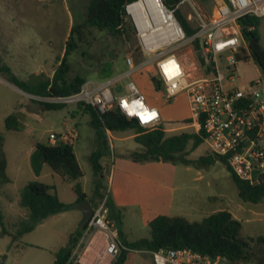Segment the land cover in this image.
Returning <instances> with one entry per match:
<instances>
[{
  "label": "rangeland",
  "instance_id": "rangeland-1",
  "mask_svg": "<svg viewBox=\"0 0 264 264\" xmlns=\"http://www.w3.org/2000/svg\"><path fill=\"white\" fill-rule=\"evenodd\" d=\"M91 1L0 0V60L21 79L31 83L41 76L52 79L65 55L67 42L71 41L76 48L67 56V79L81 77L85 81H102L101 73L111 65L113 75L109 79L122 77L116 83L118 95L126 93L128 83L134 81L148 103L159 108L168 136L194 132L192 127L182 123L190 116L186 94L166 101L162 92L155 88L154 65L134 73L132 77L123 76L129 71L127 56H132L136 64L143 59L135 30L130 23L129 37L118 36L87 24V8ZM220 1L194 0L197 10L205 16L212 15ZM179 12L196 29L198 21L192 4H182ZM73 27H77L74 33ZM258 34L264 49V19ZM193 43L190 39L174 54L186 70L194 74V66L200 59ZM236 73L242 77L239 82L259 76L264 78L254 65L239 64ZM38 102L34 96L0 76V134L4 135L8 175L12 180L4 186L6 189H0V209L8 230L14 233V225L27 218V214L14 209V213L9 215L11 197L16 199L20 189L34 180L53 184L61 200L73 206L58 218L45 219L34 231L17 239L2 234L0 227V264H52V253L66 246L67 238L83 218L81 205H75L76 194L72 184L55 175L48 165L44 166L40 177L36 176L29 155L37 142L48 143L50 134L61 130L62 119L76 106L47 110ZM11 113L20 116L22 131L6 130L4 120ZM79 129L80 139L74 151L83 171L81 184L87 193V201L96 205L99 199L94 196L95 178L88 161L94 149L95 133L87 116L81 119ZM108 139L111 152L102 160L105 173L101 183L125 240L134 242L150 238L149 223L157 216L199 222L221 210L229 211L242 223L241 234L245 240L264 236V201L256 205L242 201L227 166L221 161L207 168L165 162L139 163L128 157L130 153L141 152V146L134 140V131L114 132L108 135ZM207 150L206 144L197 150L189 148L184 157L194 161L206 155ZM89 239L90 236L84 233L73 254L75 261L82 255ZM125 264L154 262L148 252L131 251Z\"/></svg>",
  "mask_w": 264,
  "mask_h": 264
},
{
  "label": "built area",
  "instance_id": "built-area-1",
  "mask_svg": "<svg viewBox=\"0 0 264 264\" xmlns=\"http://www.w3.org/2000/svg\"><path fill=\"white\" fill-rule=\"evenodd\" d=\"M139 1L145 0L126 4L125 13L135 30L143 59L136 64L132 56H127L129 71L123 76L132 77L134 73L154 65V79L160 82L159 91L166 101L186 94L191 120L187 127H192L195 133H203L207 151L223 159L240 180L252 186L264 185V78L259 76L239 82L242 77L236 73L239 64L254 65L261 70L250 55L238 20L245 16L264 19V0H221L210 16L200 14L194 0H182L175 8L168 7L162 0H155L159 3L155 11H131V6ZM186 3L192 4L198 21L196 33L190 38L176 17V11ZM190 39L199 40L201 45L200 62L194 66L196 74L188 72L174 54ZM218 45L222 47L218 48ZM171 58L179 64L182 75L166 81L160 65ZM120 78L86 81L79 92L72 95L35 98L40 102L75 105L77 108L91 106L102 114L116 107L125 115L120 106L121 99L127 98L131 104L143 97V103L149 110L155 108L158 111V118L145 126H141L136 117L130 119L149 130L163 126L159 108L148 103L134 81L128 83L126 93L118 95L116 83ZM173 84L176 87L173 88ZM79 139L78 118L67 115L62 119L61 130L50 134L48 144L56 146L62 143L74 147ZM84 233L92 237L75 262L112 264L119 256L120 229L111 215L107 196L92 207ZM96 233L102 236L101 241L96 242ZM94 244L97 248L86 256ZM150 254L154 264H233L226 257H213L186 248L160 249Z\"/></svg>",
  "mask_w": 264,
  "mask_h": 264
},
{
  "label": "trees",
  "instance_id": "trees-1",
  "mask_svg": "<svg viewBox=\"0 0 264 264\" xmlns=\"http://www.w3.org/2000/svg\"><path fill=\"white\" fill-rule=\"evenodd\" d=\"M135 1L137 0H92L87 8L85 22L112 35H128L131 24L125 13V5ZM162 1L168 7L175 8L182 0ZM176 17L187 37H192L196 33V29L189 24L179 10L176 11ZM261 21L262 19L258 17L245 16L238 20V25L241 28L251 57L264 76L262 57L257 54L249 43V38L260 41L258 28ZM76 30L77 27H73L72 32L74 33ZM193 44L197 51L201 49L199 40H195ZM75 48V43L67 42L65 55L52 79L41 76L31 83L17 76L11 67L1 60L0 76L19 90L34 97L75 94L86 82L81 77L67 79L69 71L67 56ZM112 75L113 69L109 65L101 73V78L108 79ZM154 84L156 90L159 91L161 88L160 82L154 79ZM38 103L44 105L47 110H59L65 107V105L40 101ZM79 108L82 109L84 114L89 115V125L95 133L94 149L89 155L88 161L95 178L94 196L99 201L106 197L101 180H103L105 173L102 160L109 156L111 152L108 132L134 131V140L141 146V152H133L128 155L134 162H165L172 165L182 164L196 168H207L216 161H221L227 166L223 159L215 157L209 152L194 161H189L184 157L189 148L197 150L205 143L203 133L183 132L168 136L164 126L154 130L145 129L134 119L126 117L116 107L104 114L91 106ZM182 123L189 125L191 120L188 118ZM4 124L7 131L20 132L23 128L21 118L17 113L8 115L4 120ZM4 140V135L0 134V188L11 183L7 173L8 160L4 150ZM30 163L36 176L41 174L43 166L46 164L64 180L75 182L73 186L76 194L75 205L80 206L81 203L88 200L87 194L79 182L83 178V171L73 146L62 143L52 146L48 143L38 142L30 156ZM227 168L242 201L255 205L264 201V185L252 186L248 182L240 180L228 166ZM18 197V204L20 208L27 211V218L14 225V233L8 230L5 216L0 209L1 232L4 235L12 236L13 239L34 231L48 217L61 214L73 206L59 199L54 186L38 180L31 181L20 189ZM107 204L114 218L113 207L108 197ZM87 224L88 222L81 223L79 229L69 236L66 246L55 253L53 264H75L73 254L83 237ZM149 226L150 238H143L134 242L125 240L119 227L121 249L119 256L112 264H125L131 251L150 253L160 249L177 250L184 248L213 257H226L233 264H264V236L245 240L241 234L242 223L227 210L213 213L199 222H190L181 217L161 215L154 218Z\"/></svg>",
  "mask_w": 264,
  "mask_h": 264
},
{
  "label": "clouds",
  "instance_id": "clouds-1",
  "mask_svg": "<svg viewBox=\"0 0 264 264\" xmlns=\"http://www.w3.org/2000/svg\"><path fill=\"white\" fill-rule=\"evenodd\" d=\"M232 43H234V41ZM219 47H222V45H218V48ZM160 67L166 81H172L174 77H180L182 75V69L174 58L162 62ZM172 87L174 88L176 85L173 84ZM120 106L128 118H138L141 126L149 124L159 116V113L155 108L149 110V108L143 103V97L133 100L131 104L127 102V98H123L120 101Z\"/></svg>",
  "mask_w": 264,
  "mask_h": 264
},
{
  "label": "crops",
  "instance_id": "crops-1",
  "mask_svg": "<svg viewBox=\"0 0 264 264\" xmlns=\"http://www.w3.org/2000/svg\"><path fill=\"white\" fill-rule=\"evenodd\" d=\"M68 115H73V116H75V117H77L78 118V124H79V126H80V121H81V119L84 117V116H87L88 117V121H89V115H87V114H84L83 113V111L82 110H80L79 108H74V109H72V110H70L69 112H68ZM80 130V129H79ZM111 133L112 132H108V135H111ZM134 137H135V135H134ZM38 143V142H37ZM36 143V144H37ZM35 144V145H36ZM35 145L33 146V148H32V150L29 152V155L31 156V154H32V152L34 151V149H35ZM93 147H94V145H93ZM110 147H111V145H110ZM4 149H5V145H4ZM77 156V155H76ZM8 160V159H7ZM46 165V164H45ZM44 165V166H45ZM44 166H43V168H44ZM104 166V165H103ZM42 172H43V169H42ZM42 172H41V174H42ZM7 173H8V167H7ZM54 173V172H53ZM35 174V173H34ZM41 174L38 176V177H40L41 176ZM55 174V173H54ZM56 175V174H55ZM9 176V175H8ZM58 176V175H57ZM60 177V176H59ZM10 178V177H9ZM61 178V177H60ZM11 179V178H10ZM63 181H66V180H64L63 178H61ZM81 180H82V178L79 180V182L81 183ZM11 182H12V180H11ZM66 182H70L71 184H72V186H74V184H75V182H71V181H66ZM10 184V183H9ZM47 184V183H46ZM49 185H52V186H54L53 184H49ZM82 185V184H81ZM55 187V191H56V193H57V195H58V197H59V199L61 200V198H60V196H59V193H58V191H57V188H56V186H54ZM3 189H6L5 187H2ZM1 189V188H0ZM83 190H84V188H83ZM85 192V191H84ZM19 193V192H18ZM86 193V192H85ZM87 194V193H86ZM12 196V195H11ZM107 196V195H106ZM88 197V196H87ZM11 199H13L12 201H11V203H9L10 204V207H12V210H11V212L9 213V215L10 214H12V213H14V209H16L18 212L20 211V212H26V214H27V211L26 210H24V209H22V208H20V206H19V204H18V196H17V198L16 199H14V198H12L11 197ZM62 201V200H61ZM63 202V201H62ZM65 203V202H64ZM68 204V203H67ZM91 206L93 207L94 205L93 204H91ZM61 214H58V215H54V217H59ZM50 217H53V216H50ZM49 218V217H48ZM81 223H82V221H80V223H79V225H77L76 226V230L73 232V233H75L78 229H79V227H80V225H81ZM41 224H43V223H41ZM40 224V225H41ZM72 233V234H73ZM71 235V234H70ZM69 235V236H70ZM89 236H90V238L92 237V235L91 234H89ZM69 238V237H68ZM68 238H67V240H68ZM94 238H95V240H96V242H98V241H101L102 240V236L100 235V234H98V233H96V234H94ZM90 240V239H89ZM89 242V241H88ZM33 244H30V245H28L27 244V246H32ZM88 245V244H87ZM95 245V247H97V245L96 244H94ZM34 246V245H33ZM62 248V247H61ZM61 248H59V249H61ZM58 250H56V251H54L53 253H52V255H53V263H54V260H55V253L57 252ZM52 263V264H53Z\"/></svg>",
  "mask_w": 264,
  "mask_h": 264
},
{
  "label": "water",
  "instance_id": "water-1",
  "mask_svg": "<svg viewBox=\"0 0 264 264\" xmlns=\"http://www.w3.org/2000/svg\"><path fill=\"white\" fill-rule=\"evenodd\" d=\"M249 43L251 45V47L257 52V54H259L262 57V61L264 64V49L260 43V41L258 39L255 38H249ZM201 51H198V56H201ZM83 218H82V223H86L88 222L89 218L92 215V206L88 201H84L83 203H81L80 206Z\"/></svg>",
  "mask_w": 264,
  "mask_h": 264
},
{
  "label": "bare ground",
  "instance_id": "bare-ground-1",
  "mask_svg": "<svg viewBox=\"0 0 264 264\" xmlns=\"http://www.w3.org/2000/svg\"><path fill=\"white\" fill-rule=\"evenodd\" d=\"M159 3L158 1L155 0H145V1H139L135 4H133L130 8L131 11L135 12V13H141V12H145L148 9H153V11H155L158 7ZM97 247H95L94 245L91 246L89 248V250L87 251L86 256H89L90 253H92ZM83 261H86V257L83 259Z\"/></svg>",
  "mask_w": 264,
  "mask_h": 264
}]
</instances>
